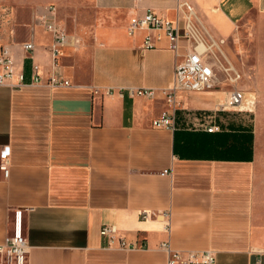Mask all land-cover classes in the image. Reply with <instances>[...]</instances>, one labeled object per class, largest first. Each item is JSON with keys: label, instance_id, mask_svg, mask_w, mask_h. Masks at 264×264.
<instances>
[{"label": "crops", "instance_id": "0c3cea01", "mask_svg": "<svg viewBox=\"0 0 264 264\" xmlns=\"http://www.w3.org/2000/svg\"><path fill=\"white\" fill-rule=\"evenodd\" d=\"M2 1L11 21L0 46L25 80L0 85V246L20 220L27 264H168L163 242L214 258L190 264H264V0ZM50 6L81 41L56 66L42 20ZM148 10L208 42L253 30L258 111L230 125V113L217 111L225 91L192 92L175 129L154 126L178 58L163 30L128 32ZM51 74L68 85H47ZM140 88L156 94L130 91ZM104 225L139 247H108Z\"/></svg>", "mask_w": 264, "mask_h": 264}, {"label": "built area", "instance_id": "2783aa9c", "mask_svg": "<svg viewBox=\"0 0 264 264\" xmlns=\"http://www.w3.org/2000/svg\"><path fill=\"white\" fill-rule=\"evenodd\" d=\"M136 4L144 0H133ZM190 8V7H189ZM46 30L52 35L51 54L54 65L58 64V59L69 45L78 46L81 41L77 37L70 36L65 25L59 18L55 6H50L47 13L42 18ZM142 28L163 30L169 39V49L173 51L178 61L175 66L174 77L171 84L162 90L167 105L162 116L154 121V126L161 128L175 129V116L179 109H182L184 94L192 92L217 91V74L221 72L224 76V84L231 89L224 90L227 94L225 102L218 105L217 111L227 109H242L249 104L246 91L240 87V82L244 78L243 72L229 59L223 49L224 40L208 42L202 38L191 24L183 28L179 27L178 21L175 23L157 13L148 10L142 15L131 17L128 32L134 34ZM182 40L185 44L182 46ZM154 44L151 37L145 40V48H152ZM181 47L184 49L181 52ZM26 52H33L35 45L27 42L23 45ZM35 74L32 82H40L42 76L39 74V66H33ZM25 73L18 72L15 59L6 47L0 46V85L9 84L13 87H20L24 84ZM47 85H68L55 74L48 77ZM110 91V90H109ZM131 93L154 97L156 89L140 88L131 89ZM220 127L213 125L207 128L209 132L217 131ZM169 173V172H166ZM142 217L147 219L150 216L148 210L141 212ZM108 247H118L120 249L138 248V244L133 246L119 234L116 225H104L101 230ZM162 248L168 253V264H190L199 257L207 262L214 260L210 252L199 254L190 252L183 254V251L173 249L169 242H163ZM0 254H4L8 264H27L28 242L23 233L20 220H16L15 227L6 243L0 246Z\"/></svg>", "mask_w": 264, "mask_h": 264}, {"label": "rangeland", "instance_id": "374dc122", "mask_svg": "<svg viewBox=\"0 0 264 264\" xmlns=\"http://www.w3.org/2000/svg\"><path fill=\"white\" fill-rule=\"evenodd\" d=\"M6 3H3L0 0V27H3L6 24H10V16L7 15L6 10H8ZM254 18L257 20V15ZM12 24V23H11ZM256 36L253 30L249 29L247 26L241 25L238 29L236 37L230 40H226L222 45L227 57L238 67L244 74V78L240 82V87L246 91L247 98L250 101L249 104L245 105L242 109H227L225 111L219 112H229L230 113V125L242 124L243 118L248 120L249 114L253 111L256 113L259 109V95L256 93V90L252 85V80L249 78L250 72L253 74L254 71H257L255 63V45H256ZM229 55V56H228ZM217 91H224L231 89V87L224 84V76L221 72L217 74Z\"/></svg>", "mask_w": 264, "mask_h": 264}]
</instances>
